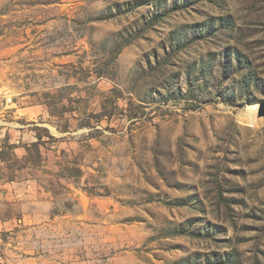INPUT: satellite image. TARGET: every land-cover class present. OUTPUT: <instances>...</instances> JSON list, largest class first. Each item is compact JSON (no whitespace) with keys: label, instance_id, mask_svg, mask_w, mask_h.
<instances>
[{"label":"rangeland","instance_id":"rangeland-1","mask_svg":"<svg viewBox=\"0 0 264 264\" xmlns=\"http://www.w3.org/2000/svg\"><path fill=\"white\" fill-rule=\"evenodd\" d=\"M0 264H264V0H0Z\"/></svg>","mask_w":264,"mask_h":264},{"label":"built area","instance_id":"built-area-1","mask_svg":"<svg viewBox=\"0 0 264 264\" xmlns=\"http://www.w3.org/2000/svg\"><path fill=\"white\" fill-rule=\"evenodd\" d=\"M12 105H15V102H14L13 98H11V97H5L3 100V103H1L0 110L2 111L1 115H3V120H2L3 123L6 122V119L9 116L8 112L12 108L11 107ZM4 124H7V123H4Z\"/></svg>","mask_w":264,"mask_h":264},{"label":"crops","instance_id":"crops-1","mask_svg":"<svg viewBox=\"0 0 264 264\" xmlns=\"http://www.w3.org/2000/svg\"><path fill=\"white\" fill-rule=\"evenodd\" d=\"M4 98H5V97H3V100H4ZM1 103H3V101H0V105H1ZM11 107H12V108H11V109L9 110V112H8V113H9L8 118H9L11 115H14V116H15V115L18 114V112H15V111H14L15 105H12ZM1 113H2V111L0 110V123L2 124V123H3V122H2V120H3V115H1ZM1 118H2V119H1ZM8 118H7V119H8ZM7 119H6V120H7ZM4 120H5V119H4ZM3 124H4V123H3ZM3 124H2V125H3Z\"/></svg>","mask_w":264,"mask_h":264},{"label":"water","instance_id":"water-1","mask_svg":"<svg viewBox=\"0 0 264 264\" xmlns=\"http://www.w3.org/2000/svg\"><path fill=\"white\" fill-rule=\"evenodd\" d=\"M260 115L264 117V103L260 106Z\"/></svg>","mask_w":264,"mask_h":264}]
</instances>
